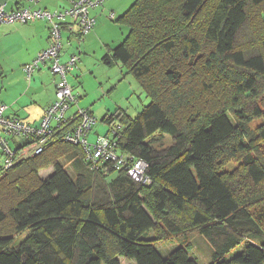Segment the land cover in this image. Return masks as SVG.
Returning <instances> with one entry per match:
<instances>
[{
    "label": "trees",
    "instance_id": "16d2710c",
    "mask_svg": "<svg viewBox=\"0 0 264 264\" xmlns=\"http://www.w3.org/2000/svg\"><path fill=\"white\" fill-rule=\"evenodd\" d=\"M116 22L128 33L112 58L150 103L103 121L109 132L120 125V152L145 160L152 184L110 163L90 169L63 136L77 111L40 153L0 168V264H198L190 245L165 256L155 243L194 229L211 246L207 264H264V214L250 212L242 182L224 171L241 159L264 196V124L251 128L264 119V0H135ZM210 71L220 93L204 113L196 83Z\"/></svg>",
    "mask_w": 264,
    "mask_h": 264
},
{
    "label": "crops",
    "instance_id": "0c3cea01",
    "mask_svg": "<svg viewBox=\"0 0 264 264\" xmlns=\"http://www.w3.org/2000/svg\"><path fill=\"white\" fill-rule=\"evenodd\" d=\"M25 1L0 0V5H4L8 11H12L28 4ZM74 1L39 0L34 7L54 12L70 8ZM134 1L106 0L102 6L92 8L91 16L96 19V25L92 32L86 35L81 34L75 19L67 18L62 22L63 52L61 61L66 63L72 56L78 58V67L71 74L72 76L70 75L74 91L84 87L82 77H86L88 72L92 73L100 68L106 70L119 65L112 58L113 50L126 39L128 30L116 21L132 6ZM112 13L114 14L113 19L110 18ZM49 24L47 21L38 20L24 25H0V106H5L4 115L6 117L18 118L34 127L39 126L45 114L44 111L56 100L54 81H57V77L52 74L49 65L42 66L32 74L31 79L27 78L23 69L27 64L34 62L43 49H47L51 45V25ZM76 43L77 50L73 49ZM121 68H123L122 65ZM100 89L106 90L102 82ZM82 96L81 93L77 95L78 104L68 110L67 118L73 117L79 111V107H88L87 110H90L89 105L80 102ZM118 109L123 108H116V110ZM90 112L93 113L91 110ZM113 113L105 114L100 122L105 125L104 118ZM98 124L97 122L95 126ZM95 126L92 131L95 136L108 134L109 129L105 134H99L100 128L95 132ZM2 135V130H0V136ZM24 143V140L10 141L13 150L18 149L19 145ZM29 150L30 148H26L20 152L22 158L31 155ZM0 159L2 162L4 161L1 154ZM49 170H53V168H49Z\"/></svg>",
    "mask_w": 264,
    "mask_h": 264
},
{
    "label": "built area",
    "instance_id": "2783aa9c",
    "mask_svg": "<svg viewBox=\"0 0 264 264\" xmlns=\"http://www.w3.org/2000/svg\"><path fill=\"white\" fill-rule=\"evenodd\" d=\"M106 0H75L72 6L64 10L35 8L34 5L39 0H26L25 4L17 10L8 11L4 5H0V25L5 24H28L30 22L44 20L51 25L52 43L47 49L37 56L34 62L24 67V72L28 79L32 74L44 65H49L52 74L57 77L55 80L56 100L44 112V116L38 127L28 125L18 118L6 117L4 115L5 106H0V154L3 157V168H12L19 160L20 153L13 150L11 140H32L33 144L28 146L31 155L42 151V146L54 135L58 125L68 121L67 113L78 99L74 94L73 87L70 86L69 77L78 67V58L72 56L68 62L61 61L63 52L62 42V22L67 18L75 19L82 35L92 32L96 25V19L91 16V9L102 6ZM114 14L110 15L113 19ZM80 121L70 130L65 132L64 140L68 143L81 147L86 163L90 169L106 171L105 164H112L117 171L124 170L135 182L142 185H151L152 180L147 174L148 163L143 159H137L133 155L120 152L117 146L116 137L119 135L120 125L112 126L111 131L106 136H98L93 143L89 137L95 126V117L87 110L80 109L78 112ZM26 149V148H24Z\"/></svg>",
    "mask_w": 264,
    "mask_h": 264
},
{
    "label": "rangeland",
    "instance_id": "374dc122",
    "mask_svg": "<svg viewBox=\"0 0 264 264\" xmlns=\"http://www.w3.org/2000/svg\"><path fill=\"white\" fill-rule=\"evenodd\" d=\"M77 48L78 45L76 43L74 44L73 49L77 50ZM118 64L119 65H115L114 67L106 70L105 68H100L99 70L97 69L92 73L88 72L86 74V77H82V85H84V87L81 89H75L74 91L75 95H78L80 93L83 95L80 101L81 103L84 102L85 104L90 106V110L94 113H92L93 116L99 123L97 126H95V132L96 129H101L99 134H105L108 132V129H110L109 125H103L102 122H100L105 114L113 113L116 108L120 107L125 109L129 116L135 117L144 108V106H147L150 103V99L143 94V91L139 87L138 83H136L137 81L134 79V77L131 74L126 75L125 70L121 68V64ZM212 72L213 71H210L208 74H205V80L203 82L196 83L201 87L198 92L199 96L203 101H207L205 106L200 105L204 113L208 111L209 113L212 112L213 107L218 104L217 98L220 93V84L217 80L218 77H215ZM70 77L69 82L70 86H72ZM101 82L106 88L105 91H102V89H100ZM73 86L75 87L74 84ZM112 88L114 89L111 90ZM230 92V89H227L226 91H224V95ZM259 94H261V98L258 103H260L264 99V90L260 91ZM246 100H250V97L247 96ZM230 103L231 101H227L226 105L228 106L230 105ZM80 109L87 110L88 107H79V110ZM263 124L264 119H259L251 124V128L256 129V127L258 128ZM94 136L95 134L92 133L89 137L91 143H93L98 136L106 135H97L95 136V139ZM171 142L172 139L169 136H166L162 143L157 144V147H161L162 145L163 147L169 146ZM1 162L2 161L0 159V166H3V163ZM224 171L231 173L233 175V178L242 182L243 186L240 189L242 191L241 195H245L246 202L249 203L248 208L250 212L253 215L264 214V196L261 194V186H255L245 178L246 171L243 166V161L241 159H236L235 161L230 162L229 165H226V167H224ZM51 172H53V170L41 171V173L39 174L42 178H45L49 176ZM186 213L184 211L175 213V217L178 218V221H186ZM187 214H189V212ZM27 234L28 233L25 232L24 234L19 235L17 239L23 240L24 238H26ZM155 243L158 249L165 256L179 246L189 247L188 245H190L191 250L189 254H191L192 258L196 259V262L198 264H207L211 259V246L207 241H205V238L200 235L197 229L179 236L168 235V237L163 241ZM121 262L122 264H130L124 259H121Z\"/></svg>",
    "mask_w": 264,
    "mask_h": 264
}]
</instances>
